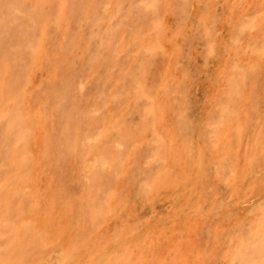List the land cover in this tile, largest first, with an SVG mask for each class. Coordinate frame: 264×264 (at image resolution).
<instances>
[{"label":"rangeland","instance_id":"rangeland-1","mask_svg":"<svg viewBox=\"0 0 264 264\" xmlns=\"http://www.w3.org/2000/svg\"><path fill=\"white\" fill-rule=\"evenodd\" d=\"M0 264H264V0H0Z\"/></svg>","mask_w":264,"mask_h":264}]
</instances>
